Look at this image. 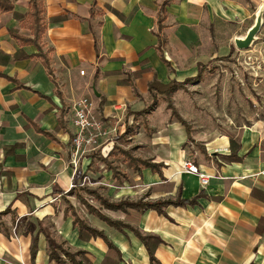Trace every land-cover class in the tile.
I'll return each instance as SVG.
<instances>
[{
	"label": "crops",
	"instance_id": "0c3cea01",
	"mask_svg": "<svg viewBox=\"0 0 264 264\" xmlns=\"http://www.w3.org/2000/svg\"><path fill=\"white\" fill-rule=\"evenodd\" d=\"M29 1L10 0L13 8L0 12V72L37 91L15 88L0 76V212L10 207L0 216V264H57L49 259L44 230L70 252L84 251L76 257L83 264H150L144 244L131 229L110 226L83 204L85 214L79 215L74 202L79 200L67 194L73 183L71 118L82 97L93 101L99 118L114 124L127 115L142 118L144 132L151 133L147 143L139 141L133 148L146 157L133 156L162 163V177L150 168L139 174L132 169L131 176L125 172L120 199L157 201L203 194L193 206L167 205L166 215L154 209H106L91 202L99 201L94 195L80 191L88 202L141 234L158 236L162 242L154 256L160 264H264V119L240 127L233 137L238 146L235 158L226 159L230 138L220 135L212 142L213 150L203 146L192 162L190 149H181L194 139L187 140L184 126L173 118L163 96L155 94L156 105L141 113L154 100L148 91L152 79L168 83L195 77L200 69L183 64L204 50L201 43L219 40L207 50L221 53L226 48L220 45L223 29L227 27L230 38L237 37L240 27L264 20V0H41V45L49 50L53 79L40 58H13L18 50L37 52L34 45H22L11 35L32 37L26 16ZM164 2L162 48L169 65L160 57L154 34ZM169 118L179 126L176 132L164 125ZM31 122L51 136L38 132ZM130 132V137L143 135ZM184 160L210 176L206 185L182 168ZM85 161L92 177L117 180L111 171ZM98 177L96 183L103 178ZM69 204L84 222L105 234L120 256L101 237H79ZM24 221L32 225L24 227Z\"/></svg>",
	"mask_w": 264,
	"mask_h": 264
},
{
	"label": "rangeland",
	"instance_id": "374dc122",
	"mask_svg": "<svg viewBox=\"0 0 264 264\" xmlns=\"http://www.w3.org/2000/svg\"><path fill=\"white\" fill-rule=\"evenodd\" d=\"M233 27L234 25L230 26L231 29ZM223 30L225 32L222 33L223 37L220 35V45L226 48L222 49L221 53L214 54L213 51L207 50V47H211L212 44L216 47V42L219 40L202 42L201 46L204 50H199L197 57L183 64V66L190 64L191 68H199L200 78L187 82L185 87L170 96L178 113L190 125L191 137L194 140L192 143H185L183 145L185 148L181 149V152L184 153L185 149H190L188 159L192 162L196 160L195 151L198 154L202 153L203 146L208 145V150H213L212 142L218 136L227 135L228 138L233 139L241 126L251 125L254 121L264 119V20H254L248 28L240 27L237 37L230 38L227 35V32L230 33L227 27ZM98 119L101 128L106 133L100 136L94 149L85 150L79 154L76 164L72 162L73 149L69 141L72 182L90 188L94 187L98 190L97 192L116 200L120 199V183H123L121 179L123 173L126 172L127 176L134 173L123 151L146 157L144 153L140 154L133 148L139 144V141L147 143L151 133L147 129L145 134L143 125L146 121L142 118L132 119L127 115L115 124L107 122L102 116ZM165 123L164 125L171 126L174 132L180 129L171 118L168 120L169 124ZM155 127L159 129L161 126ZM131 130L134 133L141 131L142 137H130L133 135ZM85 160L92 162V165L97 166L98 169L101 166L109 173L107 164L110 163L119 170V177L117 180H110L108 177L97 176L103 178L96 183L95 181L98 180L94 178L97 177L90 175L86 169L88 165ZM78 170H80L79 173H77ZM124 186L130 187L125 183ZM82 194L88 197L83 191ZM74 202L79 215H84L85 207L76 199ZM91 202L96 206L100 203L97 200ZM28 224L32 225L29 221H24L22 225L25 227ZM44 224L49 225L48 221H44ZM58 242L61 243L59 240Z\"/></svg>",
	"mask_w": 264,
	"mask_h": 264
},
{
	"label": "trees",
	"instance_id": "16d2710c",
	"mask_svg": "<svg viewBox=\"0 0 264 264\" xmlns=\"http://www.w3.org/2000/svg\"><path fill=\"white\" fill-rule=\"evenodd\" d=\"M167 2H164L159 10L157 15V31L154 32V34L157 37V45L156 48L158 52L160 53L161 59L166 63V65H169V62L164 58L163 56V45L165 43L164 37L162 36V30L164 27L163 21H164V13H165V6ZM13 8L12 3L10 0H0V12L2 11H9ZM26 16L29 17L30 22L28 25V28L31 31L32 37H25L22 35H18L16 33H12L11 35L22 45L32 44L36 47L37 52L32 54H27L22 50H18L14 53L13 58L15 60H21L26 58H33L37 57L41 59V62L43 66L46 68L47 73L50 75V77L53 79V70L50 66V58L48 55V51H43L42 45H41V38L42 34L44 32L45 26L43 23V17H42V1L41 0H30L29 1V10L26 13ZM8 55H6V58L8 59ZM142 70H140L138 73H140ZM0 76L7 79L10 82L15 83V88H27L31 89L28 86L23 85L16 76H9L5 73L0 72ZM201 72L198 73L195 77L187 78L183 82H178L175 80H171L168 83H162L157 79H152L148 83V91L151 93H154V100L152 104H150L144 111L141 113L150 111L153 109V107L156 105V99L155 94H160L164 97L166 101V106L168 109H170L172 116L184 126L186 133H187V140L191 141V128L188 122L178 113L176 108L174 107L172 101H171V94L177 91L178 89H181L185 87L187 82L192 81L193 79L200 78ZM32 91H35L31 89ZM37 92V91H35ZM39 93V92H38ZM42 97L49 99L47 96L42 95L39 93ZM35 129L38 132H42L47 136H51L50 133L42 131L39 129L33 122H31ZM138 147V146H136ZM237 144L233 139H230V148L231 153L229 156L226 157V159H233L235 158V152L237 148ZM12 149L11 147H6V151ZM123 153L128 157L129 163L132 167V169L137 172L138 174L141 172L142 168H150L152 172L158 173L162 177L161 173V166L162 163L160 162H154L152 159L146 158H139L135 157L132 154L129 153V151H123ZM107 168L111 171L113 178H118L119 173L118 169L112 166L110 163L107 164ZM80 170L77 171L79 173ZM124 179L127 178V176L123 173L122 175ZM80 191L86 192L87 194L94 195L96 199L99 200L100 204L110 210H122L125 211L127 207L136 208L139 210L144 209H154L158 213L165 214L163 208L167 205H174V206H185V205H196L197 199L201 197L203 194L199 193L198 195L192 197V198H182L181 196H177L175 199H165V200H157V201H147L144 200L143 197L139 198L136 201L123 199L119 201H110L109 199L99 195L95 190L89 189L87 186L76 184V182L73 183L71 188L68 190L67 194H75L77 199L81 204H83L88 212L93 213L94 215L98 216L100 219L104 220L107 224L110 226H113L114 228L118 230H123V228H129L131 229L134 234L142 241L144 244L146 251L149 256L150 264H160V262L156 259L154 256V251L159 243L162 242V240L153 234H141L139 230L128 226L123 221L118 219H112L102 212H100L99 209L94 207L90 202L87 201V199L81 194ZM68 203V202H67ZM68 208L70 210L71 216H72V223L73 226H76L78 229L79 237L82 239H87L89 237H101L107 244L108 248L110 250H113L120 256L119 250L112 244V242L105 236V234L93 228L92 226L88 225L86 222H84L79 215L77 214L75 208L69 204ZM10 207L6 208L4 211L0 212V216L7 211H9ZM67 212V210H66ZM44 235L46 237V240L48 242V256L50 260L55 261L57 264H66V260L70 261L71 264H83L82 260L77 259V255H83L84 251L78 250L75 252H70L68 249L64 248L60 243L56 242L50 235V232L48 230H44ZM34 250V246L32 247V253Z\"/></svg>",
	"mask_w": 264,
	"mask_h": 264
},
{
	"label": "built area",
	"instance_id": "2783aa9c",
	"mask_svg": "<svg viewBox=\"0 0 264 264\" xmlns=\"http://www.w3.org/2000/svg\"><path fill=\"white\" fill-rule=\"evenodd\" d=\"M80 73L83 74L84 71L80 70ZM71 124L74 128L70 137L73 149L72 162L76 164L79 154L85 150L94 149L100 136L106 132L101 128V123L95 112V105L88 97H82L74 104ZM182 166L186 172L198 175L201 185L208 183L210 176L200 172L190 160H184Z\"/></svg>",
	"mask_w": 264,
	"mask_h": 264
},
{
	"label": "water",
	"instance_id": "95a60500",
	"mask_svg": "<svg viewBox=\"0 0 264 264\" xmlns=\"http://www.w3.org/2000/svg\"><path fill=\"white\" fill-rule=\"evenodd\" d=\"M240 43V41H238Z\"/></svg>",
	"mask_w": 264,
	"mask_h": 264
}]
</instances>
